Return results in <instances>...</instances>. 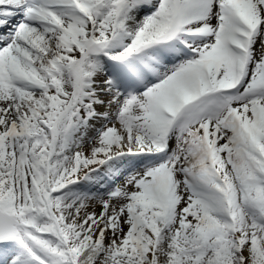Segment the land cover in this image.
<instances>
[{"label": "snow or ice", "instance_id": "1", "mask_svg": "<svg viewBox=\"0 0 264 264\" xmlns=\"http://www.w3.org/2000/svg\"><path fill=\"white\" fill-rule=\"evenodd\" d=\"M0 264H264V0H0Z\"/></svg>", "mask_w": 264, "mask_h": 264}]
</instances>
